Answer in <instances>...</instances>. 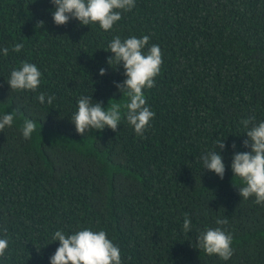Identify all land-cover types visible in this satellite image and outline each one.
<instances>
[{
	"label": "trees",
	"instance_id": "trees-1",
	"mask_svg": "<svg viewBox=\"0 0 264 264\" xmlns=\"http://www.w3.org/2000/svg\"><path fill=\"white\" fill-rule=\"evenodd\" d=\"M53 10L51 0H0V50H9L0 51V117L14 113L0 132V238L9 241L0 264H50L54 232L83 229L105 231L122 264H264V204L242 199L231 170L233 151H250L241 121H264V0H135L107 32L75 19L57 26ZM144 35L163 60L144 89L155 113L144 135L123 107L115 132L78 134L71 118L80 96L105 109L128 102L109 43ZM23 62L41 72L35 91L7 83ZM40 93L55 100L41 104ZM25 119L37 125L27 140ZM219 138L222 180L201 159ZM216 227L233 237L228 261L195 248L199 233Z\"/></svg>",
	"mask_w": 264,
	"mask_h": 264
},
{
	"label": "clouds",
	"instance_id": "clouds-1",
	"mask_svg": "<svg viewBox=\"0 0 264 264\" xmlns=\"http://www.w3.org/2000/svg\"><path fill=\"white\" fill-rule=\"evenodd\" d=\"M51 3L54 5L53 21L57 26L66 25L71 19H75L82 26L98 23L105 32L111 30L114 24L121 20L122 11H131L135 7V0H51ZM40 25L43 26V22ZM149 40L148 35L141 38L131 36L124 40L116 36L112 39L108 48L114 55L109 57L107 62L109 65L115 62V68L122 63L126 79L122 83H116L115 86L127 96L128 102L123 106L120 103H112L105 109L102 102L92 99V95L80 96L77 101L78 110L71 118L78 134L84 136L90 130L103 131L106 127L115 132L122 118L123 107L126 109L124 116L136 135L141 137L144 135L150 121L155 117V113L147 104L144 89L155 86V78L159 75L163 63L160 46L158 44L149 46ZM23 46L22 43H16L12 51L18 53ZM0 51L4 56L9 52L8 48ZM105 74L106 70L101 68L99 75ZM40 78L41 72L35 64L23 62L19 69L11 71L7 83L11 90L35 91L40 86ZM38 100L41 104L47 100L51 105L55 96L40 93ZM13 121L14 113H5L0 117V132L6 126L11 127ZM241 124L247 136L243 146L250 148V151H233L231 170L234 177L243 181V186H234L237 187L242 199L254 198L256 204H264V121L257 123L253 116L243 119ZM36 128L34 121L25 119L21 128L23 138L31 139ZM225 139H217L214 148L201 157L203 169L215 173L221 180L226 171L222 156V151L226 149ZM232 148L236 149L235 143ZM184 215L183 230L189 233L192 222L187 213ZM216 224L227 225L228 220L217 218ZM4 232L7 233L6 228ZM52 241H58L59 247L49 258L50 264H122L119 247L103 230L83 229L73 234H65L62 230H57L52 236ZM232 242L231 233L222 227L206 228L197 236L195 248L199 251L203 250L209 256L217 255L222 260L228 261L234 254ZM8 246V239L0 238V258L4 257Z\"/></svg>",
	"mask_w": 264,
	"mask_h": 264
}]
</instances>
